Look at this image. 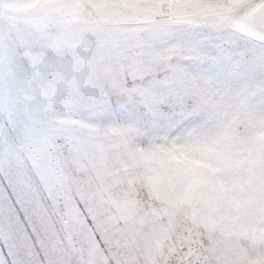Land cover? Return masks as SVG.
I'll return each mask as SVG.
<instances>
[{"label":"snow or ice","instance_id":"obj_1","mask_svg":"<svg viewBox=\"0 0 264 264\" xmlns=\"http://www.w3.org/2000/svg\"><path fill=\"white\" fill-rule=\"evenodd\" d=\"M0 264H264V0H0Z\"/></svg>","mask_w":264,"mask_h":264}]
</instances>
